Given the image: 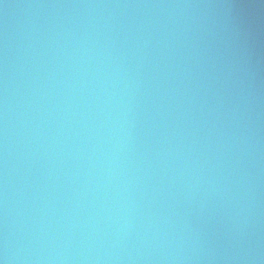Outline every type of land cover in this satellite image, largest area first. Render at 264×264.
Masks as SVG:
<instances>
[{"label":"water","instance_id":"water-1","mask_svg":"<svg viewBox=\"0 0 264 264\" xmlns=\"http://www.w3.org/2000/svg\"><path fill=\"white\" fill-rule=\"evenodd\" d=\"M0 264H264V0H0Z\"/></svg>","mask_w":264,"mask_h":264}]
</instances>
